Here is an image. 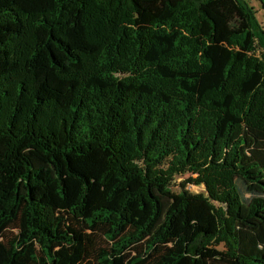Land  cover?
<instances>
[{
  "label": "trees",
  "instance_id": "16d2710c",
  "mask_svg": "<svg viewBox=\"0 0 264 264\" xmlns=\"http://www.w3.org/2000/svg\"><path fill=\"white\" fill-rule=\"evenodd\" d=\"M0 264H264L245 0H0Z\"/></svg>",
  "mask_w": 264,
  "mask_h": 264
},
{
  "label": "rangeland",
  "instance_id": "374dc122",
  "mask_svg": "<svg viewBox=\"0 0 264 264\" xmlns=\"http://www.w3.org/2000/svg\"><path fill=\"white\" fill-rule=\"evenodd\" d=\"M245 1L248 3L250 7L253 8L255 12L256 20L260 23V25L262 26L264 30V9L262 8L261 2H260L261 0H245ZM189 177H190L189 175L177 177L172 182L171 190L173 192L180 191L182 187L181 186L182 183H184ZM184 189L188 190L191 193H198V192L204 191L203 187H197L192 184H186ZM7 234L9 235V233ZM100 244L104 246L105 242L103 240H100Z\"/></svg>",
  "mask_w": 264,
  "mask_h": 264
}]
</instances>
